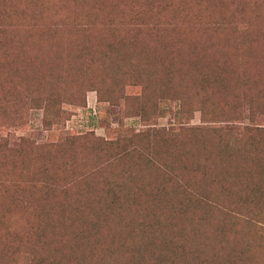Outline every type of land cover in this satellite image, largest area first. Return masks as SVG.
I'll use <instances>...</instances> for the list:
<instances>
[{"label": "rangeland", "instance_id": "1", "mask_svg": "<svg viewBox=\"0 0 264 264\" xmlns=\"http://www.w3.org/2000/svg\"><path fill=\"white\" fill-rule=\"evenodd\" d=\"M0 29V264H264V0H0Z\"/></svg>", "mask_w": 264, "mask_h": 264}, {"label": "trees", "instance_id": "2", "mask_svg": "<svg viewBox=\"0 0 264 264\" xmlns=\"http://www.w3.org/2000/svg\"><path fill=\"white\" fill-rule=\"evenodd\" d=\"M16 27H18V26H14V27H12V28H16ZM3 29H0V31H2ZM6 52H8V51H6ZM26 65V63L25 62H20L19 64H18V67L19 66H25ZM15 66V68H16V65H14ZM23 138L22 137H20V140H22ZM22 142H18V144L20 145ZM94 222H96V220L94 221ZM156 223L157 224H159L158 226H156V227H154V229H153V231H154V237H155V235H157V234H160L161 233V227H160V222H157L156 221ZM151 225H145V226H143V228L142 229H148V227H150ZM86 237H83V240H81L82 242H84V241H86V239H85ZM193 250L194 251H198V253H199V251H200V248H198V247H193ZM133 251L134 252H136V254H137V256H138V259H140V260H144L145 258H144V249H143V247H137V248H135V249H133Z\"/></svg>", "mask_w": 264, "mask_h": 264}]
</instances>
